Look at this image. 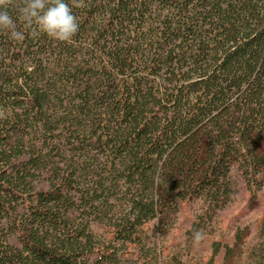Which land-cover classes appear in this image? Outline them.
<instances>
[{
    "label": "trees",
    "instance_id": "16d2710c",
    "mask_svg": "<svg viewBox=\"0 0 264 264\" xmlns=\"http://www.w3.org/2000/svg\"><path fill=\"white\" fill-rule=\"evenodd\" d=\"M65 2L72 43L0 30V264H162L180 213L189 250L246 200L227 264L264 199V0Z\"/></svg>",
    "mask_w": 264,
    "mask_h": 264
},
{
    "label": "rangeland",
    "instance_id": "374dc122",
    "mask_svg": "<svg viewBox=\"0 0 264 264\" xmlns=\"http://www.w3.org/2000/svg\"><path fill=\"white\" fill-rule=\"evenodd\" d=\"M249 204L246 200L233 203L228 209L219 214L220 218L218 220H212L205 229L201 230L203 239L199 242L194 241L189 250L185 231L193 223L198 222L197 215L200 213V204L184 210L179 214L174 227L169 230V234L161 241L162 264L205 263L210 258L215 243L232 245L234 232L230 229L229 223L243 207ZM262 212H264V199H260L259 205L255 206L248 216L239 221L237 226L243 232L239 249L228 259L227 264H243L248 259L250 249L255 247L260 239L259 233L262 227L259 219ZM239 253L241 254L240 258L237 257ZM223 256L224 250L221 248L214 258V264H224Z\"/></svg>",
    "mask_w": 264,
    "mask_h": 264
},
{
    "label": "clouds",
    "instance_id": "9594fccd",
    "mask_svg": "<svg viewBox=\"0 0 264 264\" xmlns=\"http://www.w3.org/2000/svg\"><path fill=\"white\" fill-rule=\"evenodd\" d=\"M10 9H15L18 18L26 25L35 24L48 37L60 42H74L79 31L77 17L65 0H22L19 5L16 0H0V30L7 31L14 41H22L24 34L17 30ZM195 239L199 242L203 234L197 232Z\"/></svg>",
    "mask_w": 264,
    "mask_h": 264
}]
</instances>
